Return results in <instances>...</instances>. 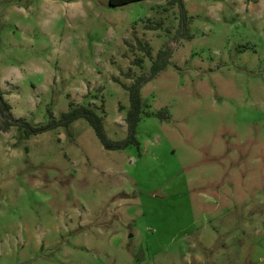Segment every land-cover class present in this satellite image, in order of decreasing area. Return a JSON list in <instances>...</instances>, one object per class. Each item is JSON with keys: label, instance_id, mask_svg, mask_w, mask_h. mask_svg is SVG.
Returning a JSON list of instances; mask_svg holds the SVG:
<instances>
[{"label": "rangeland", "instance_id": "1", "mask_svg": "<svg viewBox=\"0 0 264 264\" xmlns=\"http://www.w3.org/2000/svg\"><path fill=\"white\" fill-rule=\"evenodd\" d=\"M182 2L0 0V86L32 124L73 101L124 137L141 45L170 51L138 144L0 130V264H264V0Z\"/></svg>", "mask_w": 264, "mask_h": 264}, {"label": "trees", "instance_id": "2", "mask_svg": "<svg viewBox=\"0 0 264 264\" xmlns=\"http://www.w3.org/2000/svg\"><path fill=\"white\" fill-rule=\"evenodd\" d=\"M134 0H108L111 5H118L127 3ZM177 1L182 6V0ZM184 9V7L182 6ZM185 11V10H184ZM147 56L152 58L150 64V70L148 73H141L133 78L129 84H124L128 91V107L125 113L126 122V135L122 138H111L108 136L105 127L103 116L98 113L92 106L88 104L77 103L69 101V107L62 111L58 118L53 116L51 110H49L50 118L48 121L40 124H32L23 116H14L11 111V104L4 96V90L0 86V130H8L11 126L15 125L22 128L26 135L35 134L40 131L51 129L59 125L67 126L77 118H84L92 126L95 134L107 149H121L134 143L138 144L136 137V127L138 120L143 114H150L152 112L143 110V102L141 98V87L144 82L154 76L159 70L164 68L167 64L170 51L168 49L161 48L158 50L155 56L152 55L150 46L141 45ZM139 61V59H136ZM164 109L161 108L156 113L164 116Z\"/></svg>", "mask_w": 264, "mask_h": 264}]
</instances>
